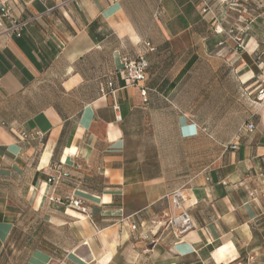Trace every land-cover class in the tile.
Returning a JSON list of instances; mask_svg holds the SVG:
<instances>
[{
	"label": "crops",
	"instance_id": "obj_1",
	"mask_svg": "<svg viewBox=\"0 0 264 264\" xmlns=\"http://www.w3.org/2000/svg\"><path fill=\"white\" fill-rule=\"evenodd\" d=\"M214 1L0 0V264L8 249L30 250L22 264L262 260L264 0L240 5L244 48ZM4 4L30 20L21 36ZM147 42L146 81L127 87L122 58ZM182 188L195 228L176 239L163 225Z\"/></svg>",
	"mask_w": 264,
	"mask_h": 264
},
{
	"label": "built area",
	"instance_id": "obj_2",
	"mask_svg": "<svg viewBox=\"0 0 264 264\" xmlns=\"http://www.w3.org/2000/svg\"><path fill=\"white\" fill-rule=\"evenodd\" d=\"M36 2L44 3L46 0H32ZM63 4L58 5L57 7H62ZM2 12H1V18L7 19L10 22V27L8 31L14 33L17 36H21L23 30L25 27L29 24L30 20H19L17 19L7 4L2 5ZM207 10V8H206ZM210 11V9H209ZM32 19H37V17H33ZM2 26V21L0 20V27ZM238 30V29H236ZM230 33H235V31L232 29ZM238 33V32H237ZM233 40L236 42L239 48H244V39L240 35L234 36ZM154 51V48L152 45L147 42L144 43L143 50L139 53L137 58H129L124 57L122 58V73L124 76V82L127 87H137L142 82L146 81L147 78V69L149 68V62L146 58V54L148 52ZM108 89H113V84H108ZM256 94H255V102L264 105V69H260V74L257 77V84L255 88ZM103 94L107 93V89L103 88L101 90ZM111 93L114 95L115 90H111ZM141 96L143 98H146L147 91L141 90ZM114 111L116 113V118L118 121L121 120L120 115V106L117 102H114L113 104ZM255 125L253 123H249L246 126V131L249 133H252L255 131ZM29 135L26 133L22 134V138L26 139ZM236 146H234L235 148ZM64 177L68 176V173L63 174ZM58 180V179H57ZM56 178L51 179L50 182L52 184H57ZM170 201H171V214L168 215L163 228L165 230H170L173 232L176 239H182L186 234L194 230L195 225L193 222V219L189 213L188 208L186 207L187 202V196L185 194V190L179 189L175 192H173L170 195ZM66 203L74 208L79 210L81 213L87 214L88 210L87 207L84 204V201L80 198L76 197H70L66 200ZM133 230L137 229L136 225L132 226Z\"/></svg>",
	"mask_w": 264,
	"mask_h": 264
},
{
	"label": "rangeland",
	"instance_id": "obj_3",
	"mask_svg": "<svg viewBox=\"0 0 264 264\" xmlns=\"http://www.w3.org/2000/svg\"><path fill=\"white\" fill-rule=\"evenodd\" d=\"M250 2H252L253 5L255 4L254 1H250V0H215L212 4V14L215 15L216 17L219 15L218 14L219 12L223 14L222 18L224 20V23L229 25L227 33L230 36V39L232 40V42L234 43L236 42L233 40V37L236 36V34L237 36L240 35L244 39V34H246L249 30L246 26H242L241 29H239V27L235 25L234 22L236 19H238V16L236 15H244V18H242L243 22H246L248 20L249 18V16H247L248 13L245 14L243 11V8H241L240 5L241 4L244 5V3L246 4ZM256 9H257L256 15L258 16V14L264 10V7L263 6L261 7L259 5ZM237 10H242L240 12L241 14ZM232 29L235 31V33H230ZM31 221H34V224H35V223L40 222V219L39 218L35 220L29 219V220H26V223L31 222ZM32 233H33L32 229H27V231H24V230L21 231V233L19 234V238L21 240L22 245H24L28 241ZM49 236H50V233H49ZM70 238H72L71 231L66 230L65 235L63 236V239L68 241ZM29 251L30 250L21 251V252L19 251L13 252V250L8 249L6 251V255L2 259V264H22V262L28 255ZM215 262L220 264L218 261H215ZM52 264H67V263H66L65 258L58 257L56 260L52 262ZM206 264H215V263L212 261H209ZM241 264H264V257L260 261L253 260L251 258H245L244 260H242Z\"/></svg>",
	"mask_w": 264,
	"mask_h": 264
},
{
	"label": "trees",
	"instance_id": "obj_4",
	"mask_svg": "<svg viewBox=\"0 0 264 264\" xmlns=\"http://www.w3.org/2000/svg\"><path fill=\"white\" fill-rule=\"evenodd\" d=\"M148 70H149V68L147 69V75H148Z\"/></svg>",
	"mask_w": 264,
	"mask_h": 264
}]
</instances>
